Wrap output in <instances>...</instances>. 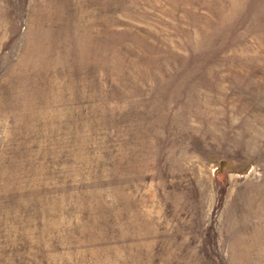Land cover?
I'll return each instance as SVG.
<instances>
[{"label":"rangeland","instance_id":"obj_1","mask_svg":"<svg viewBox=\"0 0 264 264\" xmlns=\"http://www.w3.org/2000/svg\"><path fill=\"white\" fill-rule=\"evenodd\" d=\"M0 264H264V0H0Z\"/></svg>","mask_w":264,"mask_h":264}]
</instances>
